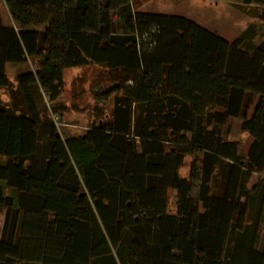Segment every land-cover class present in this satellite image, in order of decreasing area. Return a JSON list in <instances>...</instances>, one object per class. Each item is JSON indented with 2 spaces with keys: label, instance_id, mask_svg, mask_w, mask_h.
Returning a JSON list of instances; mask_svg holds the SVG:
<instances>
[{
  "label": "trees",
  "instance_id": "obj_1",
  "mask_svg": "<svg viewBox=\"0 0 264 264\" xmlns=\"http://www.w3.org/2000/svg\"><path fill=\"white\" fill-rule=\"evenodd\" d=\"M214 1L251 8L264 28V0ZM2 3L13 27L0 24V264H264L255 25L227 41L132 0ZM35 59L37 70L8 79L7 66ZM91 65L115 78L109 118L63 137L64 72ZM240 117L246 154L222 136Z\"/></svg>",
  "mask_w": 264,
  "mask_h": 264
},
{
  "label": "rangeland",
  "instance_id": "obj_2",
  "mask_svg": "<svg viewBox=\"0 0 264 264\" xmlns=\"http://www.w3.org/2000/svg\"><path fill=\"white\" fill-rule=\"evenodd\" d=\"M135 10L158 15L182 16L199 25L203 29L216 34L227 41L241 36L252 25L256 27L253 42L264 40V28L261 23L250 17L252 9L225 1L214 0H132ZM8 12L0 0V24L7 23ZM39 60L35 59L26 66H7L8 79L15 85L16 74L23 70H37ZM115 78L108 70L91 65L72 68L64 72V90L61 100L67 105L63 113V125L59 131L61 136L81 135L93 126L105 123L112 108V98L105 101V93ZM0 99L7 101L6 92L0 90ZM246 116L249 117L254 100L248 99ZM242 117L230 118L222 129L225 141L236 143L242 154H246L252 138L241 128ZM193 156H187L179 170L181 178H189L191 166L195 163ZM258 177L253 175L250 185H254ZM168 212L175 214V192L168 191ZM4 211V210H3ZM2 212V211H1ZM2 215H0V218Z\"/></svg>",
  "mask_w": 264,
  "mask_h": 264
},
{
  "label": "crops",
  "instance_id": "obj_3",
  "mask_svg": "<svg viewBox=\"0 0 264 264\" xmlns=\"http://www.w3.org/2000/svg\"><path fill=\"white\" fill-rule=\"evenodd\" d=\"M8 16H9V14H8ZM1 25L3 27H13V22H12L10 16L7 19V23H2ZM3 210H1L2 212L0 211V215H2V217L0 218V235H1V230H2L3 219H4V211Z\"/></svg>",
  "mask_w": 264,
  "mask_h": 264
}]
</instances>
